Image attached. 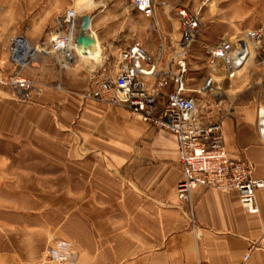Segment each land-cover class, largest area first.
I'll list each match as a JSON object with an SVG mask.
<instances>
[{"label":"crops","instance_id":"obj_1","mask_svg":"<svg viewBox=\"0 0 264 264\" xmlns=\"http://www.w3.org/2000/svg\"><path fill=\"white\" fill-rule=\"evenodd\" d=\"M71 2L0 0L2 74L15 72L33 85L25 94L19 87L0 84V141L25 144L45 159L46 170L53 166L62 175L51 178L46 171L44 177L27 178L29 185L40 186L44 193L13 189V200H44L45 208L37 209L39 212L0 209V225L7 224L6 216H10L19 231L40 228L46 243L50 236L52 240L63 238L75 253V264H264V247L249 248L250 242L264 237V186L255 191L254 213L243 209L234 191L213 187L191 190L189 207L175 193L180 167L170 131L154 128L121 106L84 97L86 61L73 83L66 80L51 85L54 76L50 73L59 65L50 51L34 45L50 40L60 14ZM244 11L232 6L223 14L230 26L220 37L244 30L235 29ZM249 12L245 24L262 22L253 9ZM152 18L163 34L171 33L158 8ZM74 23L76 39L80 28L76 14ZM18 38L28 43V50L34 48L29 56L27 50L20 53L24 44H16L18 54L12 58L10 40L23 42ZM77 55L80 61L85 57ZM16 57L25 58L24 63H18ZM254 58L249 49L235 76L228 79L229 88L223 91L217 108L222 113L226 151L234 158L250 160L253 174L264 178V139L256 125L257 109L264 107V70ZM249 61L252 64L247 65ZM6 164L2 151L0 172ZM17 179H12L14 184L20 181ZM4 181L0 176V186ZM4 195L0 187V200ZM50 201L62 205H50ZM71 202L78 203L72 207ZM86 216H92L91 223ZM1 242L0 264L25 258L24 253L14 251L15 246Z\"/></svg>","mask_w":264,"mask_h":264},{"label":"built area","instance_id":"obj_2","mask_svg":"<svg viewBox=\"0 0 264 264\" xmlns=\"http://www.w3.org/2000/svg\"><path fill=\"white\" fill-rule=\"evenodd\" d=\"M144 17H151L156 0H128ZM162 3V2H161ZM178 36L159 33L155 20L150 28L158 31V44L150 53L139 42L119 47L112 60L99 59L88 69V86L82 95L106 104L123 107L156 129L170 131L176 141L180 177L175 183L178 200L190 207L189 195L196 187L234 191L246 212H256L255 191L264 186V178L253 174L246 158H234L223 145L218 102L223 90L216 77L233 78L251 49L256 63L264 70V28L249 27L229 37H220L206 46L208 73L191 85L186 58L199 26V8L177 7ZM75 11L65 7L54 35L48 41L51 52L62 65L71 60L76 41L73 35ZM171 51L166 54V46ZM1 68V67H0ZM1 70V69H0ZM0 84L19 87L25 94L32 83L17 73L0 71ZM256 125L264 139V107L257 109ZM264 247V237L250 242L249 248ZM245 252L242 258H246ZM25 264V263H24ZM27 264H75V253L65 243L46 249L44 257Z\"/></svg>","mask_w":264,"mask_h":264},{"label":"rangeland","instance_id":"obj_3","mask_svg":"<svg viewBox=\"0 0 264 264\" xmlns=\"http://www.w3.org/2000/svg\"><path fill=\"white\" fill-rule=\"evenodd\" d=\"M162 2V3H161ZM200 6V7H198ZM232 6H240L241 9H244V18L241 17L235 29H246L249 27L255 26L257 23L264 28V0H156L154 8H158L160 18L163 20L165 29L171 31L169 34L173 38L178 36V16L176 13L177 7H184L186 9H195L199 8V26L197 28L196 38L192 41L187 50L186 58L188 61V76L190 77L189 82L191 85H196L199 83L205 75L208 73L209 68L206 64L205 59V49L206 46L214 43L218 38L223 34V31L227 30L230 25L226 24L223 14L229 13V9ZM76 14V20L81 21V15L84 13L89 14L90 23L89 28L95 33L98 38L99 50L96 55L92 57H84L83 59L78 60L77 52L75 51L71 60L62 65L56 60L55 54L50 51L48 46V41L37 42L34 45L36 49L48 50L50 51L51 59H54L59 68L54 73H50V83L51 85H56L59 82V85L63 84V81L67 80L73 83L74 78H78V75H81L82 69L80 68L83 65V61H86L88 67L86 71L93 66V62L97 61L100 56H105L109 60H112L115 56L119 47L130 44L132 42H139L146 50L150 53H154L157 49L158 44V31L150 28V21L154 19L151 17L142 16L138 10L131 5L128 0H88L86 3H83V0H72L69 5ZM254 10L255 17L260 21L257 23L245 24L244 21L248 19L251 15L249 10ZM248 10V11H247ZM212 19V20H211ZM76 28V24H74ZM157 29L159 33L161 27L158 25ZM74 32V31H73ZM54 35V31L51 34V37ZM211 36V37H210ZM20 39V38H18ZM22 40V38H21ZM26 47L21 49V52L27 50L26 54L32 53L33 49L28 50V43ZM16 40H10V49H12V58L15 57L18 52H15ZM171 47L166 46V54L171 51ZM74 58L76 60H74ZM18 63H24L25 58L16 57ZM254 61L256 62L255 58ZM253 61V65H255ZM252 61H249L247 65ZM70 66V68H64ZM84 66V65H83ZM257 66V65H255ZM0 71L2 73V64H0ZM84 71V70H83ZM3 75V74H2ZM8 76V75H5ZM26 78V77H24ZM28 79V78H26ZM217 84L220 85L221 89L224 91L226 88H229V80L221 78V73L216 77ZM29 80V79H28ZM30 81V80H29ZM31 82V81H30ZM32 83V82H31ZM70 83V85H72ZM3 85V84H2ZM76 86V85H72ZM88 86V73L86 75L85 82L82 87V91ZM5 151L7 164L3 170L0 172V176L4 178V183L0 186L4 192V199L0 200V209L4 211L12 210V208L20 207L21 209H42L45 208L44 200H13V189L24 188L26 192H37L44 193L40 191V186L38 185H29L27 183V178L29 177H44V172L49 171L51 178L53 176L61 177V169H55L53 166H50V169L46 170L45 168V159L42 158L39 154L33 152L25 144L11 145L8 142L0 141V152ZM1 159H4L1 156ZM15 178L20 181H16L14 184L12 179ZM37 187V188H36ZM42 187V186H41ZM53 186H50L52 188ZM28 190V191H27ZM52 190V189H51ZM56 206L61 207L62 202H52ZM72 207L78 202H71ZM52 208V207H50ZM33 212H35L33 210ZM37 212H39L37 210ZM94 212V211H91ZM7 217V224L0 225V241L9 246H15L14 251H19L24 253L25 258L15 264H27L36 261L38 258L44 257L46 249L49 247H55L63 243H69L63 238H51L50 243H46L44 238V232L40 228L30 229V231H19L15 229L12 222V217ZM78 220V217H74ZM88 223H91L92 216H86ZM18 228V227H16ZM1 242V243H2ZM8 242V243H7ZM3 244V245H4ZM20 248V249H16ZM28 256V257H27Z\"/></svg>","mask_w":264,"mask_h":264},{"label":"water","instance_id":"obj_4","mask_svg":"<svg viewBox=\"0 0 264 264\" xmlns=\"http://www.w3.org/2000/svg\"><path fill=\"white\" fill-rule=\"evenodd\" d=\"M90 16L87 13L81 15L80 28L78 35L75 39L76 44L82 47H89L93 43V37L89 33ZM21 39V38H20Z\"/></svg>","mask_w":264,"mask_h":264},{"label":"bare ground","instance_id":"obj_5","mask_svg":"<svg viewBox=\"0 0 264 264\" xmlns=\"http://www.w3.org/2000/svg\"><path fill=\"white\" fill-rule=\"evenodd\" d=\"M89 33L92 35V37H93V41H94V45H93V47L91 48V49H89L90 47H82L81 45H76V52H77V54H80V55H83V56H85V57H92V56H94V55H96L97 54V52H98V50H99V45L96 43L97 42V39H96V36H95V34L89 29ZM23 41V40H22ZM16 44H19V45H23V47H22V49L24 48V47H26V43L23 41V42H18L17 40H16ZM15 44V45H16ZM17 49H18V47L16 46L15 47V52L17 51ZM251 56V55H250Z\"/></svg>","mask_w":264,"mask_h":264}]
</instances>
